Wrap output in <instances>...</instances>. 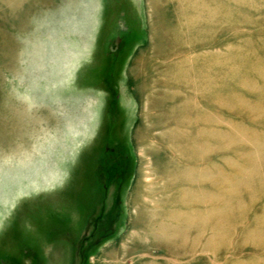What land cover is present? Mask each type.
<instances>
[{"label":"rangeland","instance_id":"374dc122","mask_svg":"<svg viewBox=\"0 0 264 264\" xmlns=\"http://www.w3.org/2000/svg\"><path fill=\"white\" fill-rule=\"evenodd\" d=\"M229 2L239 22L224 35L218 26L220 45L213 51L226 55L221 66H242L226 90L229 103L214 109L215 136L229 141L231 157L253 160L264 146V0H234L242 12ZM12 5L0 0V117L8 104L25 117L11 137L17 146L0 140V264H134L141 251L155 253L159 262L176 257L135 238L145 206L162 203L168 160L166 147L148 150L143 131L154 123L146 112H155L146 108L141 83L149 67L143 62L158 56L161 35L146 1ZM215 152L216 161H228L224 148ZM233 162L235 171L245 169ZM245 223L238 234L254 225ZM235 246L219 260H252L255 246ZM193 254L196 264L211 257Z\"/></svg>","mask_w":264,"mask_h":264},{"label":"bare ground","instance_id":"6f19581e","mask_svg":"<svg viewBox=\"0 0 264 264\" xmlns=\"http://www.w3.org/2000/svg\"><path fill=\"white\" fill-rule=\"evenodd\" d=\"M17 1L8 0V5L12 7ZM145 1L161 35L158 56L143 62L152 69L143 75L141 83L148 98L146 108L155 110L153 114L146 112L154 123L145 125L143 131L148 150L158 153L166 147L168 160L162 169L159 198L162 203L145 206L148 214L138 223L142 224V230L135 238L144 247L156 244L176 257L165 255L159 262L155 253L141 251L133 257L134 264L145 256L150 259L144 264H196L199 257L193 253L198 251L210 253L206 264L264 262V240L258 237L264 236V146L261 145L253 160L233 158L229 141H220L215 136L219 131L214 129V109L229 103L230 93L226 90L232 87L242 66L241 62L221 66L219 63H227L226 55L213 51L215 43L217 47L220 45L216 42L219 28L224 35L239 22L232 16L234 8L229 0ZM231 2L238 6L235 7L238 11L245 10L240 3ZM248 21L249 25L255 22ZM237 54L243 57L244 52ZM3 114L0 140L13 147L11 137L19 134L25 113L8 104ZM219 146L225 149L228 161H216ZM231 159L244 163L245 169H237L238 172L232 169ZM214 165L220 169H212ZM247 220L254 225L244 235L238 234ZM240 221L244 225L237 230ZM247 244L255 246L252 260L244 259L246 263L243 259L235 263L225 258L219 260L233 246L244 248Z\"/></svg>","mask_w":264,"mask_h":264},{"label":"flooded vegetation","instance_id":"af4514ba","mask_svg":"<svg viewBox=\"0 0 264 264\" xmlns=\"http://www.w3.org/2000/svg\"><path fill=\"white\" fill-rule=\"evenodd\" d=\"M120 41H121V38L120 37H117V39H116L117 47L119 46ZM102 185H103L102 186L103 188L108 187V183L107 182L103 183ZM118 201H119V198L118 197H115V202H118Z\"/></svg>","mask_w":264,"mask_h":264}]
</instances>
